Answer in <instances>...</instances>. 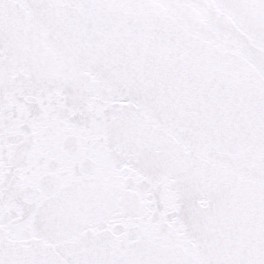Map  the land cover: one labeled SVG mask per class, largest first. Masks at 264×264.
<instances>
[{"label":"snow or ice","instance_id":"snow-or-ice-1","mask_svg":"<svg viewBox=\"0 0 264 264\" xmlns=\"http://www.w3.org/2000/svg\"><path fill=\"white\" fill-rule=\"evenodd\" d=\"M0 264H264V0H0Z\"/></svg>","mask_w":264,"mask_h":264}]
</instances>
